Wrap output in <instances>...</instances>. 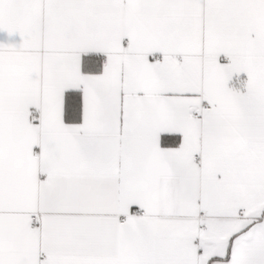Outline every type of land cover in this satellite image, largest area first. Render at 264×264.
I'll use <instances>...</instances> for the list:
<instances>
[{"label":"snow or ice","instance_id":"1","mask_svg":"<svg viewBox=\"0 0 264 264\" xmlns=\"http://www.w3.org/2000/svg\"><path fill=\"white\" fill-rule=\"evenodd\" d=\"M0 264H264V0H0Z\"/></svg>","mask_w":264,"mask_h":264}]
</instances>
